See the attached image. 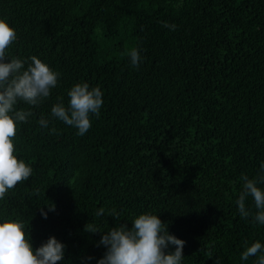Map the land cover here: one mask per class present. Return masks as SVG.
<instances>
[{"label": "trees", "instance_id": "1", "mask_svg": "<svg viewBox=\"0 0 264 264\" xmlns=\"http://www.w3.org/2000/svg\"><path fill=\"white\" fill-rule=\"evenodd\" d=\"M0 18L17 33L9 58L60 74L39 106L16 105L34 113L14 139L33 171L0 200V223L22 221L33 250L54 236L60 264H98L104 233L151 213L185 241L182 264H255L241 254L264 245V225L251 196L246 219L236 200L242 175H264V0H0ZM78 83L103 93L83 136L51 116Z\"/></svg>", "mask_w": 264, "mask_h": 264}, {"label": "clouds", "instance_id": "2", "mask_svg": "<svg viewBox=\"0 0 264 264\" xmlns=\"http://www.w3.org/2000/svg\"><path fill=\"white\" fill-rule=\"evenodd\" d=\"M163 27L175 31L177 26L163 22ZM16 40V30L6 19L0 18V200L18 183L28 180L33 171L14 154V139L18 123H27L34 113L16 110V105L22 101L32 107L39 106L50 96L51 89L57 86L60 75L36 56L28 60L9 58L7 49ZM123 55L130 59L133 67L139 68L141 56L138 48L133 47ZM68 96V106L65 107L62 102L56 103L51 109V116L76 128L77 135L83 136L91 128L90 115L100 116L103 93L99 86L90 89L87 83H78L68 91ZM58 100L62 98L58 97ZM38 123L47 128L49 121L41 117ZM51 131L54 134L57 130L53 128ZM260 171L264 173V162L261 163ZM241 180L242 191L236 200L241 218L253 216L245 207L246 198L251 196L257 209L253 224L264 225V191L257 186L264 184V175L255 179L242 175ZM41 211L47 219V213ZM96 215L103 216L104 209L101 208ZM112 217L118 220L119 213L113 210ZM131 223L130 230L127 225H122L102 235L97 247L103 245L107 251L98 264H182L185 241L170 235L167 225L159 216L141 214ZM24 228L22 221L10 218L0 223V264H60L64 260V244L53 236L33 250L29 234ZM85 231L93 234L100 232L94 223L87 224ZM170 246L175 248L174 252L166 251ZM254 256L258 257L255 264H264V245L259 241L245 246L241 260L247 261Z\"/></svg>", "mask_w": 264, "mask_h": 264}]
</instances>
